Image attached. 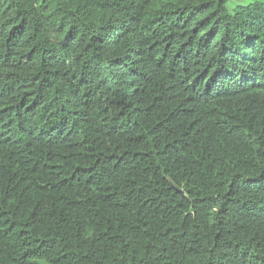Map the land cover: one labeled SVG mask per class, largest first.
Wrapping results in <instances>:
<instances>
[{"label":"trees","instance_id":"obj_1","mask_svg":"<svg viewBox=\"0 0 264 264\" xmlns=\"http://www.w3.org/2000/svg\"><path fill=\"white\" fill-rule=\"evenodd\" d=\"M0 0V264H264V0Z\"/></svg>","mask_w":264,"mask_h":264},{"label":"rangeland","instance_id":"obj_2","mask_svg":"<svg viewBox=\"0 0 264 264\" xmlns=\"http://www.w3.org/2000/svg\"><path fill=\"white\" fill-rule=\"evenodd\" d=\"M235 1H237V2H241L240 0H235ZM242 2H244V0H242Z\"/></svg>","mask_w":264,"mask_h":264}]
</instances>
